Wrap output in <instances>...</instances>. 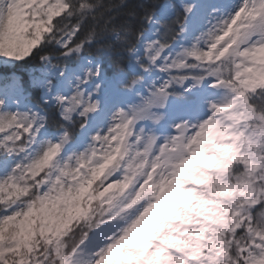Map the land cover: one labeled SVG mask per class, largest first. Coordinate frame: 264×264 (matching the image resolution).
<instances>
[{
	"label": "snow or ice",
	"instance_id": "obj_1",
	"mask_svg": "<svg viewBox=\"0 0 264 264\" xmlns=\"http://www.w3.org/2000/svg\"><path fill=\"white\" fill-rule=\"evenodd\" d=\"M0 264H264V0H0Z\"/></svg>",
	"mask_w": 264,
	"mask_h": 264
}]
</instances>
